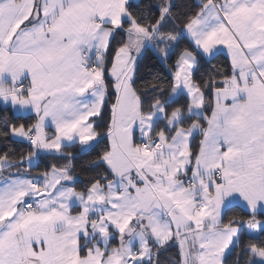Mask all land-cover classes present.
Masks as SVG:
<instances>
[{"label": "snow or ice", "instance_id": "snow-or-ice-1", "mask_svg": "<svg viewBox=\"0 0 264 264\" xmlns=\"http://www.w3.org/2000/svg\"><path fill=\"white\" fill-rule=\"evenodd\" d=\"M175 7L149 19L130 0H0V103L13 113L0 138L29 146L0 149V264H162L176 246L171 264H228L245 233L234 264H264V0H198L180 26ZM185 34L195 51L177 52ZM148 49L170 79L141 88ZM224 49L230 70L198 80L200 59ZM104 139L102 170L78 190L65 150ZM57 154L67 162L33 174Z\"/></svg>", "mask_w": 264, "mask_h": 264}, {"label": "trees", "instance_id": "trees-1", "mask_svg": "<svg viewBox=\"0 0 264 264\" xmlns=\"http://www.w3.org/2000/svg\"><path fill=\"white\" fill-rule=\"evenodd\" d=\"M163 2V0H139L137 2H130L132 4L131 10L136 14L137 16L144 14L149 19H151L154 16L159 15V6ZM172 3L176 6L173 9V15L178 16L179 18L176 19L175 24L177 26L182 25L183 17L185 14L191 15L190 9H193L196 7L198 0H172ZM173 27L172 22H168L163 31H169ZM120 37H117V40H119ZM115 43V41L113 42ZM185 47H190L195 50L192 43H190V40L188 39L187 35L185 34L184 38L180 40L177 52ZM176 59V56L173 55L172 59L167 61V64L170 66L174 60ZM230 70V59L225 55L224 53L220 52L212 56L210 59L202 58L200 59V63L198 66V71L196 74V78L198 80H207L210 75H215L216 71H229ZM157 76H161L164 78L169 77V73L167 68L165 67L164 63H162L158 58L157 55L154 53L152 49H148L144 52L143 56L139 60L138 64V70L136 73V84L143 88L144 84L146 82L154 81V78ZM110 94L114 92L113 89H109ZM208 98H211V92L208 93ZM183 100V97H181V101ZM12 115L13 113L8 112V110L0 105V118H2L5 114ZM19 116H25L26 120L25 122H30L31 119H33L32 115H21V114H15ZM107 119V115L105 116V122ZM104 128V122H100V130H103ZM200 137L199 135L196 136V140L193 142V149L196 150L198 147V141ZM108 141L107 139H104L100 144H97L95 148H89L87 150H81L79 149V146L71 149H66L65 151H72L75 153V159L72 161V163L75 166L74 174L76 176L81 177V180L78 181L75 184V187L78 190H82L85 187V184L89 181L90 177L95 175L97 171H101L102 168H93L91 161L95 159V156L97 152H99L105 145H107ZM5 145H8V147L15 150L17 154L21 152H27L29 150V146L27 143H12L10 141H6L3 138H0V149H5ZM67 161L64 160L59 154L57 155H45L41 158L34 161V164H38L39 167L33 168V174H35L37 171H42L46 167H48L50 164L55 163L57 165H63ZM27 167V165H25ZM14 171V169H13ZM229 216L231 215H245V211L241 209L240 207H235L232 209L231 212L228 213ZM254 237H250L247 233L242 234L240 238V244L239 248H234L233 254L229 256L228 258V264H234L236 260V251L242 250L247 241L249 239H252ZM178 246L168 248L167 251L162 252L160 256V260L162 261V264H171L173 259L178 258ZM241 264L244 262V257L241 256Z\"/></svg>", "mask_w": 264, "mask_h": 264}, {"label": "crops", "instance_id": "crops-1", "mask_svg": "<svg viewBox=\"0 0 264 264\" xmlns=\"http://www.w3.org/2000/svg\"><path fill=\"white\" fill-rule=\"evenodd\" d=\"M137 1H139V0H130V2H137ZM188 37V36H187ZM188 39L190 40V38L188 37ZM193 46H194V48H195V45L193 44ZM218 47H220V48H223V46H218ZM196 50V49H195ZM194 50V51H195ZM222 53H224L225 55H227V51H226V49H224L223 51H222ZM217 54V53H216ZM215 55V54H214ZM213 55V56H214ZM212 57V56H211ZM211 57H209V56H204L203 58H205V59H210ZM228 57V56H227ZM229 58V57H228ZM230 59V58H229ZM0 105L1 106H4L2 103H0ZM5 107V106H4ZM16 114H21V115H31V114H22V113H16ZM47 131H49V133H51V131H52V129L51 128H49V129H47ZM139 135V133H137V136Z\"/></svg>", "mask_w": 264, "mask_h": 264}, {"label": "water", "instance_id": "water-1", "mask_svg": "<svg viewBox=\"0 0 264 264\" xmlns=\"http://www.w3.org/2000/svg\"><path fill=\"white\" fill-rule=\"evenodd\" d=\"M78 177V181H80L81 180V177H79V176H77Z\"/></svg>", "mask_w": 264, "mask_h": 264}]
</instances>
